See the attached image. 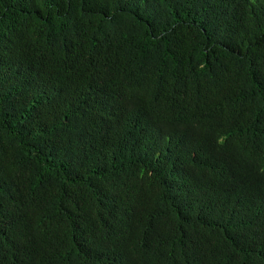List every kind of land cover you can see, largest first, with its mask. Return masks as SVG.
Instances as JSON below:
<instances>
[{
	"label": "trees",
	"instance_id": "1",
	"mask_svg": "<svg viewBox=\"0 0 264 264\" xmlns=\"http://www.w3.org/2000/svg\"><path fill=\"white\" fill-rule=\"evenodd\" d=\"M0 264H264V0H0Z\"/></svg>",
	"mask_w": 264,
	"mask_h": 264
}]
</instances>
